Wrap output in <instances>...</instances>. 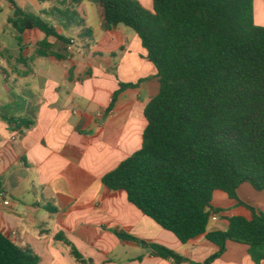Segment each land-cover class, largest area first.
<instances>
[{
  "label": "crops",
  "instance_id": "crops-1",
  "mask_svg": "<svg viewBox=\"0 0 264 264\" xmlns=\"http://www.w3.org/2000/svg\"><path fill=\"white\" fill-rule=\"evenodd\" d=\"M13 1L79 42L71 51L67 45L61 50L50 36L53 55H38L46 35L37 28L19 34L9 21L13 3L0 0L2 232L31 249L41 264H83L58 235L93 264H174L136 241L120 238L121 231L190 260L182 264L204 262L215 254L218 247L206 233L182 243L130 202L125 191L103 182L142 147L144 110L160 90L157 68L137 33L123 24L104 29L95 2L89 21L87 11L67 0ZM140 1L153 8L152 0ZM121 82L136 86L123 90L108 111ZM22 119L32 124L18 129L13 120ZM237 192L243 202L264 213V190L246 182ZM211 210L217 219H210L207 232L227 230L232 215L252 217L222 191L214 193ZM211 264L256 262L247 244L228 240L225 252Z\"/></svg>",
  "mask_w": 264,
  "mask_h": 264
},
{
  "label": "trees",
  "instance_id": "trees-1",
  "mask_svg": "<svg viewBox=\"0 0 264 264\" xmlns=\"http://www.w3.org/2000/svg\"><path fill=\"white\" fill-rule=\"evenodd\" d=\"M93 1L104 29L123 24L137 33L160 80L158 94L144 110L142 147L107 173L104 184L125 191L130 202L182 243L206 233L218 251L193 264H211L228 240L247 244L260 264L264 213L237 192L246 182L264 190V26L255 22L254 0H152V9L140 0ZM11 2L9 21L19 34L37 28L46 35L38 55H53L50 36L63 50L69 38L41 15ZM134 86L121 82L108 111L123 90ZM13 123L22 129L32 121ZM216 191L236 199L252 217L232 215L227 230L207 232ZM117 235L174 264L190 262L166 246L122 231ZM57 239L71 246L79 262L93 264L64 236ZM0 264H41V259L0 229Z\"/></svg>",
  "mask_w": 264,
  "mask_h": 264
},
{
  "label": "rangeland",
  "instance_id": "rangeland-1",
  "mask_svg": "<svg viewBox=\"0 0 264 264\" xmlns=\"http://www.w3.org/2000/svg\"><path fill=\"white\" fill-rule=\"evenodd\" d=\"M93 2H94L93 0H81L78 3V9L81 8L88 12L89 21H92V18H93V14H92L93 9H94ZM255 7H256V24L259 26H264V0H255ZM12 29L13 27L11 26V30Z\"/></svg>",
  "mask_w": 264,
  "mask_h": 264
},
{
  "label": "built area",
  "instance_id": "built-area-1",
  "mask_svg": "<svg viewBox=\"0 0 264 264\" xmlns=\"http://www.w3.org/2000/svg\"><path fill=\"white\" fill-rule=\"evenodd\" d=\"M79 42V39L76 37H72L69 39V42L67 43V50L71 51L73 50ZM6 204H9V201H5ZM210 219L216 220L217 216L216 215H211Z\"/></svg>",
  "mask_w": 264,
  "mask_h": 264
}]
</instances>
